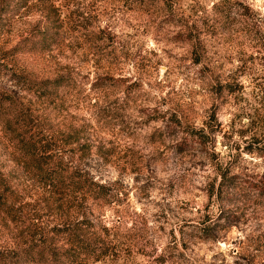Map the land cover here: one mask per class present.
I'll list each match as a JSON object with an SVG mask.
<instances>
[{
	"label": "rangeland",
	"instance_id": "obj_1",
	"mask_svg": "<svg viewBox=\"0 0 264 264\" xmlns=\"http://www.w3.org/2000/svg\"><path fill=\"white\" fill-rule=\"evenodd\" d=\"M45 27L48 50L22 52ZM11 72L71 76L54 103L25 97L110 193L54 204L0 133L19 201L0 249L65 217L107 250L85 264H264V0H0L1 85Z\"/></svg>",
	"mask_w": 264,
	"mask_h": 264
},
{
	"label": "trees",
	"instance_id": "obj_2",
	"mask_svg": "<svg viewBox=\"0 0 264 264\" xmlns=\"http://www.w3.org/2000/svg\"><path fill=\"white\" fill-rule=\"evenodd\" d=\"M22 6L26 1H20ZM38 39H25L28 45L22 52H45L54 36L50 27L37 32ZM12 87L0 84V133L5 138L10 159L22 161L27 179L41 184L44 195L55 204L72 201L76 197L103 200L110 193L106 184L93 180L88 172L72 169L64 161V154L74 151L80 140L71 129L62 131V140L47 132L39 123L31 99L54 103L72 86V78L66 73L53 77L37 78L23 72L8 73ZM60 133V135H61ZM61 142V147L58 144ZM58 143V144H57ZM60 145V144H59ZM228 184H235L229 178ZM17 185L10 183L5 173L0 175V210L13 221L18 211ZM85 222H72L65 217L57 219L54 226L42 230L29 241L15 248L0 249V264H85L105 255V246L99 245L94 233H87ZM46 234V235H45ZM51 236H56L53 240Z\"/></svg>",
	"mask_w": 264,
	"mask_h": 264
}]
</instances>
